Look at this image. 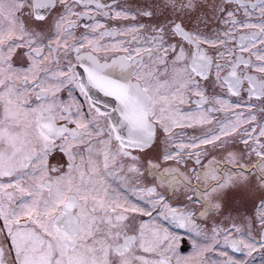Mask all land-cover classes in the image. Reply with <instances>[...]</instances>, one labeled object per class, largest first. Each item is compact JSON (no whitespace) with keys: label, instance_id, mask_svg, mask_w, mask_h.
Returning a JSON list of instances; mask_svg holds the SVG:
<instances>
[{"label":"snow or ice","instance_id":"1","mask_svg":"<svg viewBox=\"0 0 264 264\" xmlns=\"http://www.w3.org/2000/svg\"><path fill=\"white\" fill-rule=\"evenodd\" d=\"M0 264H264V0H0Z\"/></svg>","mask_w":264,"mask_h":264}]
</instances>
